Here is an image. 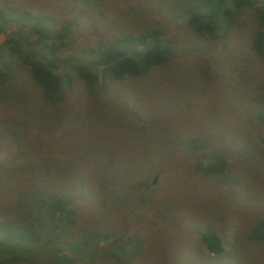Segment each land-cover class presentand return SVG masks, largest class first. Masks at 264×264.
Here are the masks:
<instances>
[{"label":"rangeland","instance_id":"rangeland-1","mask_svg":"<svg viewBox=\"0 0 264 264\" xmlns=\"http://www.w3.org/2000/svg\"><path fill=\"white\" fill-rule=\"evenodd\" d=\"M171 1L0 0V8H25L57 27L72 21L73 36L54 49L64 56L136 32L146 10L166 21L171 47L147 74L105 88L73 77L60 111L42 101L26 73L21 96L0 101V221L14 222L12 206L25 191L75 198L70 234H46L53 240L39 255L47 258L21 264H52L64 241L92 228L118 237L110 247L132 237L141 245L130 261L76 255L74 264H264V244L247 238L264 216V57L249 44L254 9L245 7L234 24L207 38L187 25L186 15L165 20ZM213 157L223 159L222 169L210 167ZM203 230L218 234L220 254L207 251Z\"/></svg>","mask_w":264,"mask_h":264},{"label":"trees","instance_id":"trees-1","mask_svg":"<svg viewBox=\"0 0 264 264\" xmlns=\"http://www.w3.org/2000/svg\"><path fill=\"white\" fill-rule=\"evenodd\" d=\"M245 7L254 9L257 20L249 44L264 57V0H172L163 17L169 20L186 15L189 27L207 38H214L221 27L234 24ZM147 12L149 14H140L146 19L136 32H120L111 38L99 39L95 44L78 47L75 55L64 56L55 53L54 49L67 36H73L72 21L66 20L57 27L58 24L51 22L48 16L11 5L1 7L0 35L3 34L4 38H0V101L21 96L20 92L25 89L19 84V77L23 73L28 74L40 88L42 101L58 111L66 90L72 87L73 77L82 79L87 88L95 89L105 88V82L147 74L169 58L171 48L162 29L166 21L160 22L152 17L150 10ZM31 32L35 33L34 38ZM7 103L12 104L9 100ZM179 142L188 143L191 148L201 145L195 138H179ZM209 160L211 168L222 169L221 157ZM105 179L113 181L112 178ZM74 203V195L70 192L51 193L38 198L34 193L26 197L25 191L14 202L15 207L12 206L16 212L14 222L0 221V264L38 261L42 246L53 240L51 237L43 239L46 234L53 232L52 237L58 236L61 234L59 230L70 234L67 228L72 227L77 218L72 209ZM199 238L209 253L220 254L223 251L222 241L215 231H200ZM247 238L264 244V216L255 220ZM117 239L116 235L103 229H86L78 240H67L61 244L63 255L51 258L52 264H74L76 255L92 260L100 254L130 261L141 245L140 240L132 237L121 246L110 247ZM127 245L129 248L124 249L123 246ZM41 258L47 257L42 255Z\"/></svg>","mask_w":264,"mask_h":264},{"label":"water","instance_id":"water-1","mask_svg":"<svg viewBox=\"0 0 264 264\" xmlns=\"http://www.w3.org/2000/svg\"><path fill=\"white\" fill-rule=\"evenodd\" d=\"M156 179V176L154 177V180Z\"/></svg>","mask_w":264,"mask_h":264}]
</instances>
